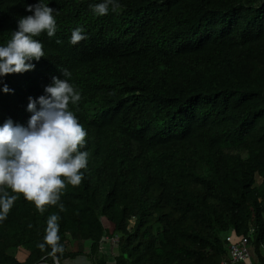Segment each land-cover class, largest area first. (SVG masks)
Segmentation results:
<instances>
[{
    "label": "trees",
    "instance_id": "trees-1",
    "mask_svg": "<svg viewBox=\"0 0 264 264\" xmlns=\"http://www.w3.org/2000/svg\"><path fill=\"white\" fill-rule=\"evenodd\" d=\"M44 2L56 32L33 37L44 57L32 70L0 78V124L26 126L28 98L66 79L87 164L43 211L0 186L17 196L0 264H107L112 237L113 264H218L230 231L264 264V0H118L102 16L89 8L100 0ZM35 3L0 0V44ZM53 214L55 253L37 247Z\"/></svg>",
    "mask_w": 264,
    "mask_h": 264
},
{
    "label": "clouds",
    "instance_id": "clouds-1",
    "mask_svg": "<svg viewBox=\"0 0 264 264\" xmlns=\"http://www.w3.org/2000/svg\"><path fill=\"white\" fill-rule=\"evenodd\" d=\"M24 7L31 14L19 17L11 38L0 44V78L32 70L35 67L32 61L44 57L41 42L33 37L41 32L52 37L56 32L54 9L49 3L37 0ZM110 7L117 11L118 0L89 4L97 16L107 14ZM85 38L83 28L78 26L72 30L69 42L76 44ZM63 75H68L66 70ZM0 90L11 91L6 84ZM79 100L80 93L66 79L53 76L43 95L28 98L26 109L31 115L26 126L14 123L11 118L0 124V186L22 193L40 211L46 204L57 203L65 181L78 185L83 176L80 170L86 168L88 154L79 150L85 144L86 131L69 110V104L76 105ZM16 199V195L0 194V219ZM57 219L55 214L47 219L43 242L37 245L40 249L50 245L52 253L62 250L57 244Z\"/></svg>",
    "mask_w": 264,
    "mask_h": 264
},
{
    "label": "built area",
    "instance_id": "built-area-1",
    "mask_svg": "<svg viewBox=\"0 0 264 264\" xmlns=\"http://www.w3.org/2000/svg\"><path fill=\"white\" fill-rule=\"evenodd\" d=\"M226 239L228 242L227 257L222 258L218 264H252L251 250L246 235L235 236L230 231ZM106 243L114 246L116 238H105V245ZM103 252L105 253L106 251Z\"/></svg>",
    "mask_w": 264,
    "mask_h": 264
},
{
    "label": "rangeland",
    "instance_id": "rangeland-1",
    "mask_svg": "<svg viewBox=\"0 0 264 264\" xmlns=\"http://www.w3.org/2000/svg\"><path fill=\"white\" fill-rule=\"evenodd\" d=\"M103 250H105L106 252V254H105V256H106V263L107 264H113V261H112V255H114L115 254V249L114 248H112V246L111 245H108V243H106V245H105V247H104V249ZM17 256H18V258L19 259H22V255H19V254H17ZM80 260H78V262H79ZM79 264H81V263H79Z\"/></svg>",
    "mask_w": 264,
    "mask_h": 264
},
{
    "label": "water",
    "instance_id": "water-1",
    "mask_svg": "<svg viewBox=\"0 0 264 264\" xmlns=\"http://www.w3.org/2000/svg\"><path fill=\"white\" fill-rule=\"evenodd\" d=\"M53 264H59L57 261H54V263Z\"/></svg>",
    "mask_w": 264,
    "mask_h": 264
},
{
    "label": "crops",
    "instance_id": "crops-1",
    "mask_svg": "<svg viewBox=\"0 0 264 264\" xmlns=\"http://www.w3.org/2000/svg\"><path fill=\"white\" fill-rule=\"evenodd\" d=\"M75 264H79V262L77 261V262H75ZM82 264V263H81Z\"/></svg>",
    "mask_w": 264,
    "mask_h": 264
}]
</instances>
